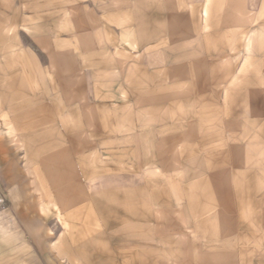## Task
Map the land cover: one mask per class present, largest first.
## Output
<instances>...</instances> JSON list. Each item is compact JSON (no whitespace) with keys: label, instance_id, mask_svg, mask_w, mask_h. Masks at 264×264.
Here are the masks:
<instances>
[{"label":"rangeland","instance_id":"374dc122","mask_svg":"<svg viewBox=\"0 0 264 264\" xmlns=\"http://www.w3.org/2000/svg\"><path fill=\"white\" fill-rule=\"evenodd\" d=\"M260 2L0 0V264H264Z\"/></svg>","mask_w":264,"mask_h":264},{"label":"crops","instance_id":"0c3cea01","mask_svg":"<svg viewBox=\"0 0 264 264\" xmlns=\"http://www.w3.org/2000/svg\"><path fill=\"white\" fill-rule=\"evenodd\" d=\"M212 0H205V7L203 9V15L204 17H207L208 14L210 13V4H211ZM260 19L259 22V27L254 29L252 32V34L249 35V37H247L246 40V47L245 49L247 50V54L244 56V67L245 70L248 73H254L257 74V71H259L260 73H263L264 69L260 66L259 62H258V56L256 54V48H255V41L260 39V45H262L261 41L264 40V0H261L260 2V6L258 11L256 12H252L251 14V22H255L257 20ZM257 40H256V39ZM264 56V53H263ZM262 71V72H261ZM264 77V74H263Z\"/></svg>","mask_w":264,"mask_h":264}]
</instances>
